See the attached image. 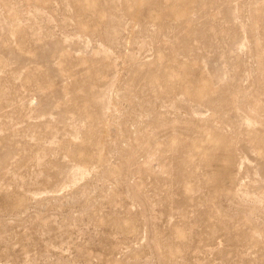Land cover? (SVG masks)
Here are the masks:
<instances>
[{
  "label": "rangeland",
  "instance_id": "obj_1",
  "mask_svg": "<svg viewBox=\"0 0 264 264\" xmlns=\"http://www.w3.org/2000/svg\"><path fill=\"white\" fill-rule=\"evenodd\" d=\"M0 264H264V0H0Z\"/></svg>",
  "mask_w": 264,
  "mask_h": 264
}]
</instances>
